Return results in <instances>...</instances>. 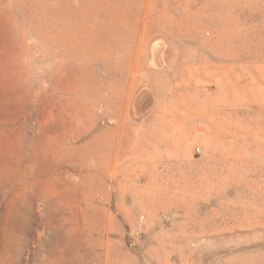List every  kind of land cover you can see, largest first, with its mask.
<instances>
[{"label": "rangeland", "instance_id": "rangeland-1", "mask_svg": "<svg viewBox=\"0 0 264 264\" xmlns=\"http://www.w3.org/2000/svg\"><path fill=\"white\" fill-rule=\"evenodd\" d=\"M0 264H264V0H0Z\"/></svg>", "mask_w": 264, "mask_h": 264}, {"label": "bare ground", "instance_id": "bare-ground-1", "mask_svg": "<svg viewBox=\"0 0 264 264\" xmlns=\"http://www.w3.org/2000/svg\"><path fill=\"white\" fill-rule=\"evenodd\" d=\"M147 94V93H146ZM139 95V94H138ZM134 106V105H133ZM134 110V109H133ZM136 111V110H135ZM146 112V111H145Z\"/></svg>", "mask_w": 264, "mask_h": 264}]
</instances>
